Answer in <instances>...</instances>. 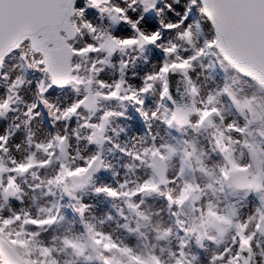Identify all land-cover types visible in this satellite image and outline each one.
I'll return each instance as SVG.
<instances>
[{
    "label": "snow or ice",
    "instance_id": "snow-or-ice-1",
    "mask_svg": "<svg viewBox=\"0 0 264 264\" xmlns=\"http://www.w3.org/2000/svg\"><path fill=\"white\" fill-rule=\"evenodd\" d=\"M0 264H264V0H0Z\"/></svg>",
    "mask_w": 264,
    "mask_h": 264
}]
</instances>
